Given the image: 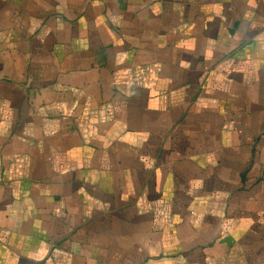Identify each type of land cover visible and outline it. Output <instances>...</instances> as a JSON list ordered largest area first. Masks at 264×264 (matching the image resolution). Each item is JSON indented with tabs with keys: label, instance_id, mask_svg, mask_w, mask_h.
<instances>
[{
	"label": "crops",
	"instance_id": "0c3cea01",
	"mask_svg": "<svg viewBox=\"0 0 264 264\" xmlns=\"http://www.w3.org/2000/svg\"><path fill=\"white\" fill-rule=\"evenodd\" d=\"M0 264H264V0H0Z\"/></svg>",
	"mask_w": 264,
	"mask_h": 264
}]
</instances>
